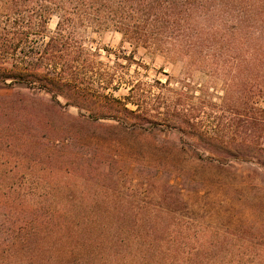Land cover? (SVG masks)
<instances>
[{
  "label": "trees",
  "instance_id": "1",
  "mask_svg": "<svg viewBox=\"0 0 264 264\" xmlns=\"http://www.w3.org/2000/svg\"><path fill=\"white\" fill-rule=\"evenodd\" d=\"M53 15L58 17L54 31L49 29ZM85 23L113 27L136 45L175 51L189 70L196 66L244 70L247 93L243 104L241 96L237 101L244 105V113L235 111L227 117L224 105H214L223 114L207 122L201 117L203 109L191 103L186 91L161 81L178 101L158 94L156 106L162 104L166 111L157 113L148 102L156 96L144 95L136 85L123 99L102 91L110 85L109 79L78 63L81 56H94L75 33ZM125 58L129 63L133 60ZM0 87L19 88L0 100V120L13 112L11 106L22 90L49 95L48 105L59 109L61 96L68 105L99 99L104 101L102 111L95 107L94 114L74 117L73 122L110 119L143 128L144 122L152 120L153 125L165 124L177 132L182 143L200 150L201 156L208 153L209 161L231 167L247 163L264 171V108L257 101L264 93V0H0ZM1 125L6 123L0 122V150L4 144L11 149ZM56 130L53 136L24 140L39 144L45 140L55 148L73 146L75 138L67 129ZM29 189L27 183L0 180V264L210 261L201 247L131 245L119 232L110 237L94 224L95 217L56 210L59 199ZM259 260L256 264H262L263 256Z\"/></svg>",
  "mask_w": 264,
  "mask_h": 264
},
{
  "label": "rangeland",
  "instance_id": "2",
  "mask_svg": "<svg viewBox=\"0 0 264 264\" xmlns=\"http://www.w3.org/2000/svg\"><path fill=\"white\" fill-rule=\"evenodd\" d=\"M57 22L53 15L49 29L54 31ZM75 33L94 54L81 56L78 63L109 79L110 85L102 89L106 93L123 99L136 85L144 95L156 96L148 102L157 113L166 111L162 104L156 106L158 94L178 101L161 81L186 91L207 122L223 114L214 105H224L227 117L244 113L249 84L244 70H189L175 51L136 45L113 27L85 23ZM128 56L133 57L130 63ZM18 90L0 87V100ZM22 93L11 106L13 112L0 120L6 123L1 130L12 145H1L0 180L27 183V190L34 187L29 190L36 195L56 197L61 202L56 210L95 217L97 227L110 237L122 233L131 245L201 247L210 260L206 264H256L262 256L264 264L262 169L209 161L208 153L201 156L200 150L183 144L177 132L165 124L153 125L152 120L143 128L110 119L73 122L74 117L94 114L95 107L102 111L104 101L99 99L68 105L61 96L59 109L48 105L47 94ZM257 101L264 108V93ZM61 128L75 138L73 146L55 148L45 140H24L53 136Z\"/></svg>",
  "mask_w": 264,
  "mask_h": 264
}]
</instances>
